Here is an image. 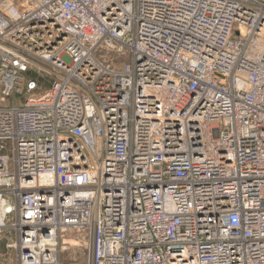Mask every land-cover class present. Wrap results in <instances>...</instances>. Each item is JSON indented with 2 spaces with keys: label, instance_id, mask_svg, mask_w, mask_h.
<instances>
[{
  "label": "built area",
  "instance_id": "1",
  "mask_svg": "<svg viewBox=\"0 0 264 264\" xmlns=\"http://www.w3.org/2000/svg\"><path fill=\"white\" fill-rule=\"evenodd\" d=\"M3 239L0 264H264V0H0Z\"/></svg>",
  "mask_w": 264,
  "mask_h": 264
},
{
  "label": "rangeland",
  "instance_id": "2",
  "mask_svg": "<svg viewBox=\"0 0 264 264\" xmlns=\"http://www.w3.org/2000/svg\"><path fill=\"white\" fill-rule=\"evenodd\" d=\"M75 248H76L75 249L76 254H74V256L77 257L76 258L77 261L78 262L86 261L87 260V249L85 245L82 243V246H76ZM71 254H69V256H72Z\"/></svg>",
  "mask_w": 264,
  "mask_h": 264
},
{
  "label": "water",
  "instance_id": "3",
  "mask_svg": "<svg viewBox=\"0 0 264 264\" xmlns=\"http://www.w3.org/2000/svg\"><path fill=\"white\" fill-rule=\"evenodd\" d=\"M5 243H6V240L3 239V240H2V244H3V246L1 247L0 252H4V251H5Z\"/></svg>",
  "mask_w": 264,
  "mask_h": 264
},
{
  "label": "bare ground",
  "instance_id": "4",
  "mask_svg": "<svg viewBox=\"0 0 264 264\" xmlns=\"http://www.w3.org/2000/svg\"><path fill=\"white\" fill-rule=\"evenodd\" d=\"M76 245L79 244V243H75Z\"/></svg>",
  "mask_w": 264,
  "mask_h": 264
}]
</instances>
